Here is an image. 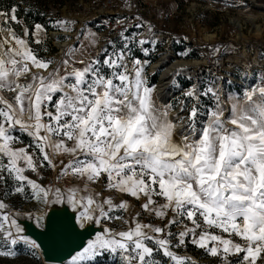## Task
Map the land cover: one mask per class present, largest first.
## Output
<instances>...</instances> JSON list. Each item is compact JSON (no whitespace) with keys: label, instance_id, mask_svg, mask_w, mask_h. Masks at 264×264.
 <instances>
[{"label":"rangeland","instance_id":"obj_1","mask_svg":"<svg viewBox=\"0 0 264 264\" xmlns=\"http://www.w3.org/2000/svg\"><path fill=\"white\" fill-rule=\"evenodd\" d=\"M27 1L57 30L0 12V264H61L54 210L96 229L63 264H264V0Z\"/></svg>","mask_w":264,"mask_h":264},{"label":"water","instance_id":"obj_2","mask_svg":"<svg viewBox=\"0 0 264 264\" xmlns=\"http://www.w3.org/2000/svg\"><path fill=\"white\" fill-rule=\"evenodd\" d=\"M26 228L27 235L41 248L42 260L60 263L81 251L96 232L93 226L91 229H80L75 214L70 211L63 216L50 215L43 230L36 229L31 223H27Z\"/></svg>","mask_w":264,"mask_h":264},{"label":"trees","instance_id":"obj_3","mask_svg":"<svg viewBox=\"0 0 264 264\" xmlns=\"http://www.w3.org/2000/svg\"><path fill=\"white\" fill-rule=\"evenodd\" d=\"M0 12L7 13L8 15H11L12 13L14 16L19 20L18 23H11L12 27L16 31H20L22 28H25L27 30L28 36L30 38V42H33L31 36L33 33V30L36 25H42L48 32L49 31H56L57 27H54L51 25L52 20H48V17L46 15V12L44 9H42L37 3H31L27 0H0ZM59 39L63 40L64 38L62 36H59ZM43 43L35 44L34 46L39 49L43 47ZM49 50L50 52H56V48L52 46L51 42L48 41ZM138 58H141V54L136 55ZM156 58H152L154 61ZM152 83L157 82V76H154L151 78ZM14 134L20 135V133L15 132ZM32 142L30 139L28 141ZM5 178H3V177ZM12 183L18 187H24V184L20 181H11V175L4 174L0 175V189L3 186H6L9 188V191H13ZM26 187V186H25ZM10 188L12 190H10ZM164 261H166L164 259Z\"/></svg>","mask_w":264,"mask_h":264},{"label":"bare ground","instance_id":"obj_4","mask_svg":"<svg viewBox=\"0 0 264 264\" xmlns=\"http://www.w3.org/2000/svg\"><path fill=\"white\" fill-rule=\"evenodd\" d=\"M60 47L64 48V45H60ZM178 65H180V64H178ZM171 77H172V75L170 74V71L169 70L166 71L163 74V76L161 77V81L157 86V88L160 89L161 93H165L168 96V98H170L173 95V93L175 92V90L171 86ZM66 213H68V210H64L63 212H57L56 210H54L53 212H51L47 216V219L50 217V215L63 216ZM47 219H46V222H47ZM91 228H92V226L88 227V228H83V229L85 230V229H91ZM36 229H38V228H36ZM49 262H52V261H49ZM61 264H63V263H61Z\"/></svg>","mask_w":264,"mask_h":264}]
</instances>
